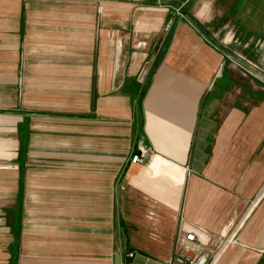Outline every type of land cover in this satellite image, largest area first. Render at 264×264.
I'll return each mask as SVG.
<instances>
[{"label": "crops", "instance_id": "obj_1", "mask_svg": "<svg viewBox=\"0 0 264 264\" xmlns=\"http://www.w3.org/2000/svg\"><path fill=\"white\" fill-rule=\"evenodd\" d=\"M230 58L264 73V0H0V264H170L187 232L264 264V88Z\"/></svg>", "mask_w": 264, "mask_h": 264}, {"label": "built area", "instance_id": "obj_2", "mask_svg": "<svg viewBox=\"0 0 264 264\" xmlns=\"http://www.w3.org/2000/svg\"><path fill=\"white\" fill-rule=\"evenodd\" d=\"M230 60L238 67H240L244 72L256 77V75L251 70L244 67L238 61H235L234 59L231 58ZM143 151H144L143 149L138 150V148L137 149L134 148L130 153L129 162H137V163L143 162L144 161ZM191 240H193V234L191 232L185 233L183 236L182 245L179 248V251L170 261V264H211V259L208 258L206 252L195 251L189 248V246H187L186 242H189ZM126 255L127 256L130 255V252H127Z\"/></svg>", "mask_w": 264, "mask_h": 264}, {"label": "rangeland", "instance_id": "obj_3", "mask_svg": "<svg viewBox=\"0 0 264 264\" xmlns=\"http://www.w3.org/2000/svg\"><path fill=\"white\" fill-rule=\"evenodd\" d=\"M162 5V3L160 4ZM238 61L240 64H242L244 67H246L247 69L251 70L256 77L244 72L240 67H238L236 64H234L233 62H231V66H229L228 68H226V72H228L230 75H232L235 79V89H240V91L247 88V85H249L251 87V89H256V90H260L258 87L262 86L264 88V73L263 72H258V70H256L253 66L251 67L250 64L244 62H241L240 60H235ZM245 75V77L243 76ZM246 75L251 76V81L250 83H246V80H248V77H246ZM263 80V82H259ZM221 82V81H220ZM220 85V84H219Z\"/></svg>", "mask_w": 264, "mask_h": 264}, {"label": "trees", "instance_id": "obj_4", "mask_svg": "<svg viewBox=\"0 0 264 264\" xmlns=\"http://www.w3.org/2000/svg\"><path fill=\"white\" fill-rule=\"evenodd\" d=\"M129 92L130 95H132V98L135 99L134 102V114H133V119L135 120V123L137 124V126L139 127L141 124V117H140V109H139V98L143 95V88H138V85L132 84L131 88L129 90H127ZM136 107V108H135ZM18 211L17 208L13 211H11V217L12 218H17ZM15 227L12 224L11 225V231H12V235H15ZM17 234V233H16Z\"/></svg>", "mask_w": 264, "mask_h": 264}]
</instances>
